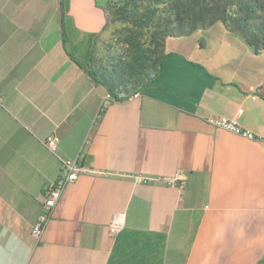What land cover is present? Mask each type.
Returning a JSON list of instances; mask_svg holds the SVG:
<instances>
[{
  "label": "crops",
  "instance_id": "obj_1",
  "mask_svg": "<svg viewBox=\"0 0 264 264\" xmlns=\"http://www.w3.org/2000/svg\"><path fill=\"white\" fill-rule=\"evenodd\" d=\"M106 1L0 0V264H264V51L221 22L169 36L157 79L116 101L90 75Z\"/></svg>",
  "mask_w": 264,
  "mask_h": 264
},
{
  "label": "rangeland",
  "instance_id": "obj_2",
  "mask_svg": "<svg viewBox=\"0 0 264 264\" xmlns=\"http://www.w3.org/2000/svg\"><path fill=\"white\" fill-rule=\"evenodd\" d=\"M173 1H106L108 24L99 40V61H95L101 69L116 72L122 95L134 94L151 77L164 52L162 33L176 34Z\"/></svg>",
  "mask_w": 264,
  "mask_h": 264
},
{
  "label": "trees",
  "instance_id": "obj_3",
  "mask_svg": "<svg viewBox=\"0 0 264 264\" xmlns=\"http://www.w3.org/2000/svg\"><path fill=\"white\" fill-rule=\"evenodd\" d=\"M173 2V22L176 34L162 33L163 49L165 39L169 36L185 35L197 29H207L221 22L228 31L241 35L256 53L264 51V0H174ZM106 18L105 15V27L108 24ZM122 18L127 20L128 17ZM164 57L163 52L151 77L139 90L157 79ZM90 75L96 82L104 84L108 94L116 101H122L131 95H122V89L118 90L117 86L121 82H117L116 72L101 69L100 65L93 67Z\"/></svg>",
  "mask_w": 264,
  "mask_h": 264
},
{
  "label": "built area",
  "instance_id": "obj_4",
  "mask_svg": "<svg viewBox=\"0 0 264 264\" xmlns=\"http://www.w3.org/2000/svg\"><path fill=\"white\" fill-rule=\"evenodd\" d=\"M206 122L218 129H222L233 134L242 136L244 138L253 140L252 133L242 129L236 121L227 119L225 117H210ZM59 139L55 135H50L42 141L43 145L54 155H57ZM87 170L81 165L78 159L75 160H61L60 172L57 179L47 185L41 202L40 215L32 228V235L39 238L49 220L52 210L59 201L64 189L74 182L79 176ZM184 177L179 176L172 179H167L169 185H177L179 182L183 183ZM125 215L123 213H115L109 223V231L111 234L118 233L125 225Z\"/></svg>",
  "mask_w": 264,
  "mask_h": 264
}]
</instances>
